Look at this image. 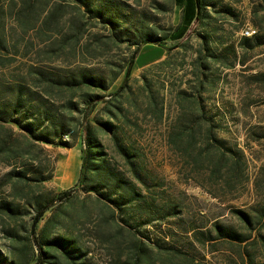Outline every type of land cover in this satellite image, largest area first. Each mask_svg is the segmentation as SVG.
<instances>
[{
  "label": "rangeland",
  "instance_id": "rangeland-1",
  "mask_svg": "<svg viewBox=\"0 0 264 264\" xmlns=\"http://www.w3.org/2000/svg\"><path fill=\"white\" fill-rule=\"evenodd\" d=\"M55 1L62 3L58 11ZM209 2L179 40L169 37L182 20L176 0H92L103 5L101 17L76 0H39L37 18L23 28L18 5L5 14L11 41L3 51L10 59L0 64L2 255L35 264L38 240L65 237L80 250L67 256L55 246L53 264H249L242 259L247 254L264 264V246L254 241L264 233V215L249 225L235 212L255 215L264 207V44L249 47L242 35L249 26L264 34V0ZM150 32L165 37L168 48L144 46L139 64L165 54L134 66L116 97L137 41ZM198 100L206 104L203 115ZM190 115L203 131L212 122L215 137L244 149L241 183L227 187L225 177L183 164L171 150L170 127ZM106 120L116 130L101 125ZM86 124L143 199L117 207L108 196L118 193L78 183ZM115 135L138 154L147 184L132 174ZM69 188L73 195L47 210L34 232L37 199ZM216 223L254 233L241 243L224 241L215 238Z\"/></svg>",
  "mask_w": 264,
  "mask_h": 264
},
{
  "label": "trees",
  "instance_id": "trees-1",
  "mask_svg": "<svg viewBox=\"0 0 264 264\" xmlns=\"http://www.w3.org/2000/svg\"><path fill=\"white\" fill-rule=\"evenodd\" d=\"M38 1L39 0H0V64L5 63L9 60V54L3 52L8 49L11 38L6 32V17L5 14L12 12L15 6H19L17 19L23 27L30 25L38 15ZM81 4L87 11L92 12L96 11V15L99 17L104 15V8L102 6H93L92 0H76ZM182 10V20L181 24L171 32L169 37L173 40L183 39L191 31V28L198 24L205 15L206 10V0H176ZM62 3L55 1L54 9L56 11L60 10ZM81 8V7H80ZM112 21V20H111ZM163 36H159L153 32L147 33L142 37L141 41H137V48L131 56L129 63L127 64L125 76L121 86L118 88L114 94L116 97L120 95L122 91L128 85V82L131 78V73L136 62L137 54L140 49L144 46L152 45L154 47L159 46L161 48L167 49V45L164 44ZM252 41V42H251ZM243 43L249 44V47H255L258 45L264 44V34L256 32L252 36H243ZM18 51V50H17ZM16 51V52H17ZM117 99V98H116ZM94 106L97 102L93 101ZM198 108L202 115L206 110V104L203 100H198ZM202 110V111H201ZM182 116L177 124H174L170 127L167 135V142L171 150L182 159L183 164L193 165L195 169L205 168L209 170L211 176H223L224 184L227 187L236 186L238 183L242 182L243 177V165L245 159V151L243 148L238 145L227 146L225 141L219 140L215 137L212 131L211 124L206 128L205 131L202 130V126L199 123V119L195 116L190 115L188 117ZM107 130L114 131L116 130V125H114L110 120L101 122ZM22 127L30 132L36 139H43L44 135H36L35 131L31 127V124H22ZM54 133H59L58 131ZM66 136L70 135V132H63ZM62 133V134H63ZM83 133V142L84 147L82 148V163L80 168V176L78 183L81 185H88L93 189H97L99 186H104L110 189L111 193H118L119 196L116 198H111L112 194L108 196L110 201H112L117 207H120L126 202L133 200H141L145 197L143 190L136 186V182L132 180H127L122 176V173L119 172L114 166L111 165L109 159L106 157V154L103 150V144L98 138L95 127L86 124L82 128ZM60 134L61 143H67L66 140L62 138ZM43 135V136H42ZM201 136V137H199ZM205 137V138H204ZM117 145L119 146L120 151L127 158V161L130 164L132 174L140 180L142 183L147 184L148 175L141 170L136 154L132 149L126 147L119 142L116 137ZM204 138V140H203ZM201 142H203L201 144ZM218 144V145H217ZM212 145L216 146V149H212ZM223 170H226V176L223 175ZM94 178H97V181L94 184H91ZM95 185V186H93ZM74 188H69L61 191L56 197L45 200L37 199L36 211L37 214L33 220V230L36 232V227L38 222L42 219L45 212L51 209L57 201H63L69 199L73 195ZM122 190L123 193L119 192ZM108 193L105 194L107 196ZM128 200V201H127ZM8 209L13 210L9 205ZM235 212L239 213L240 217L249 225L260 222L262 215H264V207L258 210V213L252 215L244 210L237 209ZM216 231V237L224 241L231 242H243L250 239L253 236V231L244 234L232 226H226L221 223H216L214 225ZM252 229H254L252 227ZM199 232H195L197 239L202 242H205V239L201 238L198 235ZM139 239V238H138ZM214 239V238H211ZM264 246V233L260 230L254 241H258ZM140 247L143 246V240H140ZM39 247V254L35 264H53L54 254L51 253L52 248L55 246L63 248L67 256L73 255L74 251H79V247H75L72 240L66 239L65 237H56L52 239L41 238L37 242ZM46 245L49 248H46ZM243 261L246 262L248 259L249 264H253L252 257L250 254H247L246 257L242 256ZM0 264H20L15 259H7L4 255L0 253ZM140 264V263H137Z\"/></svg>",
  "mask_w": 264,
  "mask_h": 264
},
{
  "label": "crops",
  "instance_id": "crops-1",
  "mask_svg": "<svg viewBox=\"0 0 264 264\" xmlns=\"http://www.w3.org/2000/svg\"><path fill=\"white\" fill-rule=\"evenodd\" d=\"M250 1H251V4L256 3V0H250ZM208 3H210L209 0H206V4H208ZM146 47H147V46H146ZM146 47H143V48H146ZM143 48H141L140 51H141ZM140 51H139V52H140ZM165 51H166V50H165ZM139 54H140V53L137 54L136 62H135V64H134V66H137V67H139V66H140V67H143V66H147V65L150 64V63H153V62H156V61L160 60V59L163 57V55L165 54V52H163V54H162L161 56H159L158 58H155V59L152 60V61L146 62V63H144L143 65H140V64H139V57H138Z\"/></svg>",
  "mask_w": 264,
  "mask_h": 264
},
{
  "label": "built area",
  "instance_id": "built-area-1",
  "mask_svg": "<svg viewBox=\"0 0 264 264\" xmlns=\"http://www.w3.org/2000/svg\"><path fill=\"white\" fill-rule=\"evenodd\" d=\"M249 31H257V29L254 28L253 26H249V27H247L246 29H244V30L242 31V35H243V36H248V32H249Z\"/></svg>",
  "mask_w": 264,
  "mask_h": 264
},
{
  "label": "bare ground",
  "instance_id": "bare-ground-1",
  "mask_svg": "<svg viewBox=\"0 0 264 264\" xmlns=\"http://www.w3.org/2000/svg\"><path fill=\"white\" fill-rule=\"evenodd\" d=\"M256 32H257V31H249V32H248V36H252V35H254Z\"/></svg>",
  "mask_w": 264,
  "mask_h": 264
}]
</instances>
